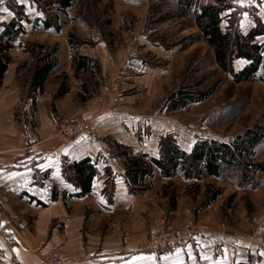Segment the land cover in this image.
Instances as JSON below:
<instances>
[{
  "label": "rangeland",
  "instance_id": "374dc122",
  "mask_svg": "<svg viewBox=\"0 0 264 264\" xmlns=\"http://www.w3.org/2000/svg\"><path fill=\"white\" fill-rule=\"evenodd\" d=\"M9 1L0 3V21L9 18L2 11ZM57 1L30 0V4L23 5L30 21H23L28 32L20 35V43L15 44L16 49L23 46L28 54V60L20 65L22 82L42 53L57 49L59 59L60 47L68 45L69 33L78 36L81 51L94 47L97 40L94 31L100 30L104 39L99 41L105 43L109 59L105 62L108 72L101 74L98 89L99 92L103 88V95L97 93L95 97L99 96L102 109L113 101L117 121L138 138L141 152L150 151L158 157L161 139L169 135L180 148L190 152L201 139L233 143L250 129L258 127L264 131L262 74L235 82L233 74L218 67L213 49L194 20L195 10L219 7L223 9V29L233 24L234 30L240 23L246 35L260 21L264 23V0H244L243 4L239 0H73L67 13L58 10ZM49 14L58 17L60 33L55 29L46 31L35 23ZM256 42L264 46V36ZM37 44L45 45L46 49L37 48ZM247 64L248 61L235 60L234 72ZM58 79L70 87L66 73ZM206 94V99L200 100ZM28 96L23 93L25 99ZM64 119L69 118L56 117L54 127ZM54 130L52 136L62 139L54 135ZM254 153L253 160L264 165V140ZM185 182V186L173 183L166 189L171 192L170 208H175L178 193L188 196L184 201L187 208L190 206L187 221L148 233L138 248L158 233L193 224L198 230L196 237L203 235L204 239L214 241L216 262L264 264V172L251 173L245 179L237 169L224 174L222 179L209 177L202 182ZM218 190L220 196L204 207L207 193L211 196ZM174 248L146 253L157 257ZM49 249L65 260L55 247ZM197 262L205 264L198 259Z\"/></svg>",
  "mask_w": 264,
  "mask_h": 264
},
{
  "label": "crops",
  "instance_id": "0c3cea01",
  "mask_svg": "<svg viewBox=\"0 0 264 264\" xmlns=\"http://www.w3.org/2000/svg\"><path fill=\"white\" fill-rule=\"evenodd\" d=\"M6 13L9 18L1 19L0 33L4 23L15 18L11 10ZM94 32V47L79 52L98 60L105 75L109 53ZM20 41L19 36L16 44ZM15 47L0 90V264H42L45 251L54 247L65 258L62 264H198L197 259L222 264L213 257L214 241L203 235L157 257L139 250L148 233L187 221L188 196L178 193L175 208H170L171 192L166 189L173 183L185 186L184 178L165 179L155 167L152 179H130L121 147L140 153L139 140L117 121L112 100L106 109L99 107L102 87L97 97L79 98L69 43L60 47L57 68L44 91L34 95L33 107L32 98L23 97L18 72L28 54L23 46ZM62 73L70 77V87L56 99ZM78 115L94 125L97 139L79 136L63 141L52 136L56 117ZM87 158L97 166L98 175L91 192L79 197L81 189L68 180L65 166Z\"/></svg>",
  "mask_w": 264,
  "mask_h": 264
},
{
  "label": "trees",
  "instance_id": "16d2710c",
  "mask_svg": "<svg viewBox=\"0 0 264 264\" xmlns=\"http://www.w3.org/2000/svg\"><path fill=\"white\" fill-rule=\"evenodd\" d=\"M58 10L67 13L72 7L73 0H58ZM189 4V1L186 5ZM9 10L15 12L16 17L10 22L4 23V30L0 33V90L3 87V79L12 63L10 55L14 45L18 42V37L25 34L26 26L23 21L29 23V19L24 11V6L15 0L7 2ZM187 9L190 6H186ZM58 17L47 15L45 19H37L36 24H40L44 29H55L60 33L62 28L58 25ZM228 19H232L231 17ZM194 20L203 38L213 49L214 60L218 67L226 73L234 75L235 82L240 83L262 74L260 80L264 81V46L263 43L256 42L258 37L264 35V23L261 21L251 28L246 35L241 31L240 23L233 30V24L223 29V9L214 6L204 7L201 11H194ZM100 40H103L100 30H95ZM68 43L71 49L72 66L74 76L78 81L80 91L79 98L87 101L95 97L101 84L102 67L99 61L86 57L79 52L81 41L74 33L68 34ZM37 48L46 49L45 45L37 44ZM57 49H50L42 53L40 58L33 61L22 82L24 95H30L33 100V107L36 104V93H42L48 83L51 73L57 68ZM30 54V52H28ZM33 57V55H32ZM235 60L248 61V64L239 72H234ZM20 66L18 72H20ZM84 75V78L81 76ZM97 78V79H95ZM26 87V88H25ZM27 89V93H25ZM69 91V85L64 82L55 98H63ZM206 95H202L200 100H205ZM264 140V131L260 128L250 129L244 135L236 137L233 143L219 142L216 140L201 139L193 145V149L188 152L180 146L172 135L164 136L159 144L158 157L134 151L122 145L125 154V165L128 167V176L134 182L138 178L152 179L154 168L160 170L163 178L174 179L183 177L188 183L202 182L205 179H222L224 174L239 170L245 179L251 173L264 172V165L253 160L254 150ZM65 172L69 175L68 180L75 187L81 189V196L90 193L95 177L98 175V168L87 158L77 163L65 166ZM206 195V200L202 204L204 207L220 196V191L214 192L211 196ZM54 199L57 198L53 195ZM67 201V199H65ZM238 264H252L251 261L240 262Z\"/></svg>",
  "mask_w": 264,
  "mask_h": 264
},
{
  "label": "built area",
  "instance_id": "2783aa9c",
  "mask_svg": "<svg viewBox=\"0 0 264 264\" xmlns=\"http://www.w3.org/2000/svg\"><path fill=\"white\" fill-rule=\"evenodd\" d=\"M54 128V135L64 140H73L79 136L93 140L97 135L92 123L88 122L82 115L59 120ZM197 232L198 230L193 224L163 231L144 241L139 250L151 254L160 253L167 250L168 247H176L183 242L195 239ZM62 261L64 260L59 254L52 249H48L45 251L42 264H60Z\"/></svg>",
  "mask_w": 264,
  "mask_h": 264
},
{
  "label": "snow or ice",
  "instance_id": "6c2138e0",
  "mask_svg": "<svg viewBox=\"0 0 264 264\" xmlns=\"http://www.w3.org/2000/svg\"><path fill=\"white\" fill-rule=\"evenodd\" d=\"M3 2H4V0H0V3H3ZM16 2L18 4H21V5L30 4V0H16ZM239 2L241 4H243L244 0H239ZM2 11L9 12V9L8 8H4V9H2ZM9 14L11 15L12 13H9ZM38 167H40L43 170V165H39ZM205 258H207V257H205ZM137 259H143V258H133V260H137Z\"/></svg>",
  "mask_w": 264,
  "mask_h": 264
}]
</instances>
